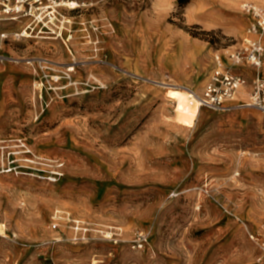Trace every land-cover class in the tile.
<instances>
[{
	"label": "rangeland",
	"instance_id": "374dc122",
	"mask_svg": "<svg viewBox=\"0 0 264 264\" xmlns=\"http://www.w3.org/2000/svg\"><path fill=\"white\" fill-rule=\"evenodd\" d=\"M71 1L62 37L3 49L0 264H261L264 112L205 108L191 127L181 101L216 55L233 65L249 17L228 0ZM178 37L211 63L200 81Z\"/></svg>",
	"mask_w": 264,
	"mask_h": 264
},
{
	"label": "built area",
	"instance_id": "2783aa9c",
	"mask_svg": "<svg viewBox=\"0 0 264 264\" xmlns=\"http://www.w3.org/2000/svg\"><path fill=\"white\" fill-rule=\"evenodd\" d=\"M71 0H0V59L6 45L24 37L33 35H53L62 37L65 22L59 20L58 8L65 5L73 8ZM243 12L250 22L245 34L247 41L241 47L229 53L233 65H226L220 55L214 58V68L209 82L200 94L192 92L190 100L199 108L212 110L228 109L229 103L236 100L238 92L247 86L249 106L264 112V7L245 2ZM61 18H63L61 16ZM52 20H58L55 30L48 26ZM25 21V23H24ZM23 24L14 30V26ZM45 37V36H41ZM249 68L252 75L236 71ZM261 250L258 262L264 264V240L252 237ZM147 243V236L139 234L133 242V248H142Z\"/></svg>",
	"mask_w": 264,
	"mask_h": 264
},
{
	"label": "crops",
	"instance_id": "0c3cea01",
	"mask_svg": "<svg viewBox=\"0 0 264 264\" xmlns=\"http://www.w3.org/2000/svg\"><path fill=\"white\" fill-rule=\"evenodd\" d=\"M246 2H249V1H246ZM177 39H178V44H179V50H181V51L184 50L186 53H188L189 56H194V58H195V61H194L195 69L197 70V72L200 71V74L205 76L204 72L208 69V67H210V64H211L208 61V59L204 58L203 60H200L199 57L196 58V54L198 53L199 50H196L194 47L188 46L186 44L185 40L180 39L179 37ZM194 44L195 43H193V45ZM199 47L200 46H196V48H199ZM226 59H228V58H226ZM228 61H229V59H228ZM224 62H225V64H227L226 60H224ZM236 71L241 72V73L247 75L249 78H251L252 72L247 67L241 68V69H237ZM249 90H250L249 86L243 88L238 93V95L236 97V101L230 102L228 108H232V107H235V106H248L247 102L249 100H247V98H248V91ZM182 99H183V100H181L183 102L182 106L184 104L187 107L186 109L189 112L188 117L189 118L191 117V121H192V126L191 127H193V125L195 124V120H197L199 118V116L202 114V112L205 111V110H203L205 108H201V107L199 108L198 106L193 104L191 102V100H190V96H184ZM206 109H208V108H206Z\"/></svg>",
	"mask_w": 264,
	"mask_h": 264
},
{
	"label": "bare ground",
	"instance_id": "6f19581e",
	"mask_svg": "<svg viewBox=\"0 0 264 264\" xmlns=\"http://www.w3.org/2000/svg\"><path fill=\"white\" fill-rule=\"evenodd\" d=\"M244 1L245 0H228V2L229 3H231L233 6H235V8L237 9V11L238 10H241L242 11V9H243V4H244ZM258 2H259V4L260 5H262L263 7H264V0H258ZM72 5V7L73 8H76L77 6H79L76 2H74V3H71ZM0 62H3V60L2 59H0ZM69 70H73V68H70ZM204 76V75H203ZM94 77V76H93ZM195 77V76H194ZM200 77H201V74H200V72L198 71L197 72V74H196V79H199V81H200ZM243 89V88H242ZM241 89V90H242ZM240 90V91H241ZM239 91V92H240ZM191 92V91H190ZM238 92V93H239ZM238 95V94H237ZM237 97V96H236ZM239 105V104H238ZM247 105L249 106V103L247 102Z\"/></svg>",
	"mask_w": 264,
	"mask_h": 264
}]
</instances>
